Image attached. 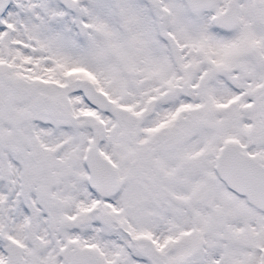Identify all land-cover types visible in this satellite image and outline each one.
I'll return each instance as SVG.
<instances>
[{"label":"snow or ice","instance_id":"6c2138e0","mask_svg":"<svg viewBox=\"0 0 264 264\" xmlns=\"http://www.w3.org/2000/svg\"><path fill=\"white\" fill-rule=\"evenodd\" d=\"M0 264H264V0H0Z\"/></svg>","mask_w":264,"mask_h":264}]
</instances>
